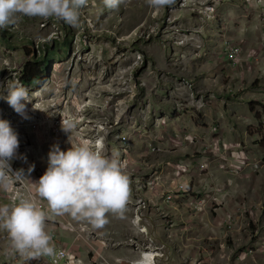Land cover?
I'll list each match as a JSON object with an SVG mask.
<instances>
[{"label": "rangeland", "instance_id": "obj_1", "mask_svg": "<svg viewBox=\"0 0 264 264\" xmlns=\"http://www.w3.org/2000/svg\"><path fill=\"white\" fill-rule=\"evenodd\" d=\"M80 12L76 27L20 16L0 28V97L22 85L28 61L49 56L43 78L23 85L27 119L0 99V119L20 141L0 204L34 197L47 209L33 183L53 145L102 139L106 155L128 163L124 214L108 213L99 230L53 216L46 231L56 250L75 264H133L149 249L155 264H264V0H175L161 9L88 0ZM6 244L0 229V264H49L4 255Z\"/></svg>", "mask_w": 264, "mask_h": 264}, {"label": "clouds", "instance_id": "obj_2", "mask_svg": "<svg viewBox=\"0 0 264 264\" xmlns=\"http://www.w3.org/2000/svg\"><path fill=\"white\" fill-rule=\"evenodd\" d=\"M123 2L104 0L109 9H117ZM87 3L88 0H0V28L15 25L20 16L56 18L76 27L81 23L80 10ZM146 3L153 9H161L173 5L175 0H146ZM6 91L7 95L0 99L27 119L26 103L31 102L28 89L11 83ZM70 127L69 124L63 129L68 132ZM19 144L18 133L7 120L0 119V189L5 192L12 184L5 170L12 171L9 161ZM13 173L23 174V170ZM33 185L38 197L47 202V209L34 197L0 204V229L7 233L4 255L18 254L28 260L55 258L60 254L46 231L47 220L68 214L77 221H86L93 229H103L108 223V213L123 216L131 194L130 178L119 159L106 155L101 144L93 146L87 141L71 145L66 151L53 145L47 169Z\"/></svg>", "mask_w": 264, "mask_h": 264}, {"label": "built area", "instance_id": "obj_3", "mask_svg": "<svg viewBox=\"0 0 264 264\" xmlns=\"http://www.w3.org/2000/svg\"><path fill=\"white\" fill-rule=\"evenodd\" d=\"M239 52H240V49L239 48H233L232 47V48H230V49L227 50L228 59H229V61L232 64H235L236 63L237 57L239 55ZM123 112L120 113V116H123L122 115ZM124 141H125V139H124ZM171 142H175V141L172 140ZM171 142H169V146L170 147H174V145ZM97 143H99V144H101L103 146L102 139L95 140L94 146ZM238 156L240 157V154H238ZM118 159L121 162V164L124 166V171H125L127 169V167H128L127 161L124 158H122V157H118ZM241 165H244V164H241ZM241 165H238L237 166L238 169L242 167ZM144 187H146V185H144ZM178 190L179 191H183L184 190V187L183 186H180V189H178ZM172 198H173V196L171 194H169L166 197V201L170 202L171 200H173ZM141 201H143V200L140 199L139 203H141ZM136 221H139V219L136 218ZM57 253L60 254V255H58L55 258L49 257V264H75V262L76 263H80V261H75V258L74 257L72 258L70 254L66 253L65 249H59V250H57Z\"/></svg>", "mask_w": 264, "mask_h": 264}, {"label": "trees", "instance_id": "obj_4", "mask_svg": "<svg viewBox=\"0 0 264 264\" xmlns=\"http://www.w3.org/2000/svg\"><path fill=\"white\" fill-rule=\"evenodd\" d=\"M49 56L40 59L28 61L22 71L20 72V82L22 85H33L43 78L44 72L47 68V59Z\"/></svg>", "mask_w": 264, "mask_h": 264}, {"label": "bare ground", "instance_id": "obj_5", "mask_svg": "<svg viewBox=\"0 0 264 264\" xmlns=\"http://www.w3.org/2000/svg\"><path fill=\"white\" fill-rule=\"evenodd\" d=\"M123 106V105H122ZM122 106H121V110H122ZM123 111V110H122ZM71 125H74V123H72ZM43 134V133H42ZM15 159V158H14ZM135 224H138L137 221L134 222ZM159 255L158 253H156V251L154 250H147L146 252L142 253V257L140 260H136L133 262V264H155V260L156 258H158Z\"/></svg>", "mask_w": 264, "mask_h": 264}, {"label": "crops", "instance_id": "obj_6", "mask_svg": "<svg viewBox=\"0 0 264 264\" xmlns=\"http://www.w3.org/2000/svg\"><path fill=\"white\" fill-rule=\"evenodd\" d=\"M263 114V116H264V113H262Z\"/></svg>", "mask_w": 264, "mask_h": 264}]
</instances>
